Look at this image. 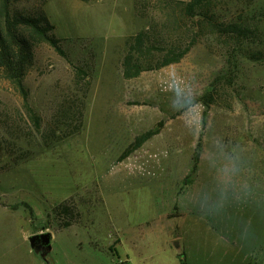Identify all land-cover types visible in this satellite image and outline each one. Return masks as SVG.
I'll use <instances>...</instances> for the list:
<instances>
[{"label":"rangeland","instance_id":"374dc122","mask_svg":"<svg viewBox=\"0 0 264 264\" xmlns=\"http://www.w3.org/2000/svg\"><path fill=\"white\" fill-rule=\"evenodd\" d=\"M186 1L12 0L15 11L45 12L65 56L47 43L34 48L24 85L39 120L0 79V251L27 253L25 236L50 227L63 237L53 241L57 264L74 243L96 251V264H112L113 248L124 256L133 238L172 264L183 218L191 222L185 247L203 255L194 264H251L235 228L246 221L264 242V0H212L216 19L247 27L246 38L208 34L177 63L122 74L145 26L190 37L198 22L182 14ZM193 96L198 107L182 115ZM199 118L209 130L193 136L185 121ZM151 129L159 132L122 157ZM216 136L247 148L257 186V201L232 209L229 221L202 219L186 202L210 186L206 158ZM72 202L79 221L58 230L75 217Z\"/></svg>","mask_w":264,"mask_h":264},{"label":"trees","instance_id":"16d2710c","mask_svg":"<svg viewBox=\"0 0 264 264\" xmlns=\"http://www.w3.org/2000/svg\"><path fill=\"white\" fill-rule=\"evenodd\" d=\"M211 4L212 0H188L180 3L183 15L190 19L197 18L198 23L191 30L190 37L183 34V38L178 32L169 36H163L162 32L154 34L148 26L135 34L123 59V76L130 79L143 71L177 63L201 37L208 34L247 37V27L236 22L217 20V13ZM53 29L54 25L45 12L30 15L13 10L12 0H0V79L8 81L20 92L25 109L34 116L33 109L27 103L28 90L25 88L24 78L34 64L35 46L47 43L58 54L65 56L60 39L52 33ZM36 120H39L37 116ZM158 132V129H151L137 135L122 157L141 147Z\"/></svg>","mask_w":264,"mask_h":264},{"label":"clouds","instance_id":"9594fccd","mask_svg":"<svg viewBox=\"0 0 264 264\" xmlns=\"http://www.w3.org/2000/svg\"><path fill=\"white\" fill-rule=\"evenodd\" d=\"M188 91H191L190 89ZM187 95V92H185ZM198 107L195 96L184 101L178 111L190 114ZM199 116V113H197ZM185 127L193 136L204 134L207 127L202 118L185 121ZM247 148L223 136H216L206 158V170L210 186L202 189L206 194L186 196L187 204L195 208L202 219L232 220V209L255 203L257 186L252 179V168L245 158ZM237 240L251 264H264V242H261L253 226L246 221L237 222Z\"/></svg>","mask_w":264,"mask_h":264},{"label":"crops","instance_id":"0c3cea01","mask_svg":"<svg viewBox=\"0 0 264 264\" xmlns=\"http://www.w3.org/2000/svg\"><path fill=\"white\" fill-rule=\"evenodd\" d=\"M188 193V192H187ZM72 208L74 210V215L71 220H69L67 223L58 225V230H61L63 228H70L74 224L78 223L79 221V215L76 211L77 206L74 202L71 203ZM17 207L16 205H3L4 208H12ZM30 217V216H29ZM186 219V217H185ZM29 220L32 222V217L29 218ZM58 222V221H57ZM182 223V224H181ZM191 226L190 223H186V220L183 222V218H181L180 221V227L178 228L177 233L174 232L172 235V242L182 241L184 243L182 250H178L181 246L180 244L176 248V252L174 253V257L172 260V264H194L193 262L201 261L202 252L199 251V249H196L195 252H192V248L189 246L185 247V242H187V228ZM45 232H49L51 234L50 239V258L47 259V261H44L40 257H37L33 250L30 247L29 244V237L34 234L44 233L42 231H34V228L25 236V241L29 244L28 245V252L27 253H13V251H0V264H57L58 258L57 254H53V241L58 240L62 241L63 237L59 236L57 234H53L51 231V228H45ZM179 232V233H178ZM74 236H72L73 238ZM221 239L222 236H221ZM117 241L120 242V240L114 241L116 243ZM78 242V241H77ZM131 244L127 248L124 249V256H121L119 252H117V249L114 247V243H112L109 246V249H113L116 251L115 255L117 256L118 260H114L112 264L117 263L118 261H125L127 264H168V262L164 259H160L159 261L155 260L154 258L158 255H155V252L153 250L146 249L143 245H140L139 238H133L130 240ZM26 243V244H27ZM34 254L36 257H31L30 254ZM82 254V255H81ZM63 261H65V264H96V259L98 256L96 251L92 252H81L80 246L78 244H75L71 246V250L62 251Z\"/></svg>","mask_w":264,"mask_h":264},{"label":"water","instance_id":"95a60500","mask_svg":"<svg viewBox=\"0 0 264 264\" xmlns=\"http://www.w3.org/2000/svg\"><path fill=\"white\" fill-rule=\"evenodd\" d=\"M50 239L51 234L49 232L34 234L29 237V244L31 249L38 257H40L44 261H47L46 257L51 251Z\"/></svg>","mask_w":264,"mask_h":264},{"label":"built area","instance_id":"2783aa9c","mask_svg":"<svg viewBox=\"0 0 264 264\" xmlns=\"http://www.w3.org/2000/svg\"><path fill=\"white\" fill-rule=\"evenodd\" d=\"M117 264H127L125 261L121 260V261H118Z\"/></svg>","mask_w":264,"mask_h":264}]
</instances>
